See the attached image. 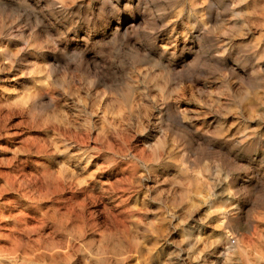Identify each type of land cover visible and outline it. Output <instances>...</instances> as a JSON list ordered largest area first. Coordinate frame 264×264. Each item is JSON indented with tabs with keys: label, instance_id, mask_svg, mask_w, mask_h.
Instances as JSON below:
<instances>
[{
	"label": "clouds",
	"instance_id": "clouds-1",
	"mask_svg": "<svg viewBox=\"0 0 264 264\" xmlns=\"http://www.w3.org/2000/svg\"><path fill=\"white\" fill-rule=\"evenodd\" d=\"M0 264H264V0H0Z\"/></svg>",
	"mask_w": 264,
	"mask_h": 264
}]
</instances>
